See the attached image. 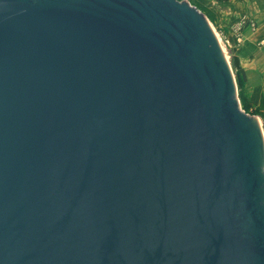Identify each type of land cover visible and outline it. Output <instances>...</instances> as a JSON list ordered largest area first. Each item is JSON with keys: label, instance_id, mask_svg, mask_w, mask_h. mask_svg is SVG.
I'll use <instances>...</instances> for the list:
<instances>
[{"label": "water", "instance_id": "obj_1", "mask_svg": "<svg viewBox=\"0 0 264 264\" xmlns=\"http://www.w3.org/2000/svg\"><path fill=\"white\" fill-rule=\"evenodd\" d=\"M0 264H264V129L189 0H0Z\"/></svg>", "mask_w": 264, "mask_h": 264}, {"label": "rangeland", "instance_id": "obj_2", "mask_svg": "<svg viewBox=\"0 0 264 264\" xmlns=\"http://www.w3.org/2000/svg\"><path fill=\"white\" fill-rule=\"evenodd\" d=\"M198 8L205 12L213 29L217 33L221 45L229 59L235 78L237 81V94L243 106L248 103L249 86L252 84L245 83L242 78L241 67L242 59L244 61L248 48L244 46V31L247 25L251 27L252 34L255 37H263L264 35V0H189ZM237 12V13H236ZM226 13V14H225ZM228 14V15H227ZM248 28V27H247ZM262 35V36H260ZM256 39V38H255ZM258 38L256 41L258 42ZM255 49L253 44L251 51ZM247 50V51H246ZM246 51V52H245ZM243 56L244 58H242ZM258 76V72H255ZM241 80L242 82H238ZM260 78H255L259 80ZM241 92V93H240ZM241 95V96H240ZM246 96V98H245ZM242 97V98H241ZM262 99V97H261ZM251 106V105H250ZM249 106V107H250ZM258 108L259 113H254L259 116L261 125L264 129V105L261 102L253 108L256 111ZM252 110V108L250 107ZM250 110V111H251ZM253 113V112H250Z\"/></svg>", "mask_w": 264, "mask_h": 264}, {"label": "crops", "instance_id": "obj_3", "mask_svg": "<svg viewBox=\"0 0 264 264\" xmlns=\"http://www.w3.org/2000/svg\"><path fill=\"white\" fill-rule=\"evenodd\" d=\"M249 25L246 26L244 31V43L242 46H244V49L247 47L248 52H246L247 50L245 51L244 61L242 59L241 73L246 84L252 80V84L249 86V99L251 108H254L261 102V97L264 94V35L262 38L258 37V35L255 37ZM258 38L260 40L257 42ZM253 44L255 49L251 51ZM241 57L244 58L243 56ZM255 72H258V76H255ZM255 78L260 79L255 80Z\"/></svg>", "mask_w": 264, "mask_h": 264}, {"label": "trees", "instance_id": "obj_4", "mask_svg": "<svg viewBox=\"0 0 264 264\" xmlns=\"http://www.w3.org/2000/svg\"><path fill=\"white\" fill-rule=\"evenodd\" d=\"M238 80V82H239V84H240V82H242L241 80L239 81V79H237ZM241 93V92H240ZM241 96V95H240ZM242 98V97H241ZM245 98H246V96H245ZM242 102H243V108L246 110V111H248V112H253V113H259L260 114V112H259V110H258V108H257V110L256 111H253V108H252V110L250 109V105H251V101H250V99H249V97H248V103H247V105H246V103L244 104V101H243V99H242ZM261 104H263L264 105V94L262 95V99H261ZM250 106V107H249ZM251 110V111H250Z\"/></svg>", "mask_w": 264, "mask_h": 264}]
</instances>
